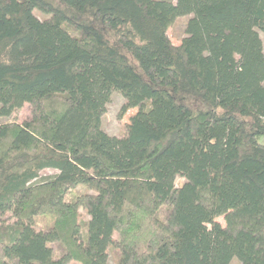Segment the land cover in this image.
<instances>
[{
    "label": "trees",
    "instance_id": "1",
    "mask_svg": "<svg viewBox=\"0 0 264 264\" xmlns=\"http://www.w3.org/2000/svg\"><path fill=\"white\" fill-rule=\"evenodd\" d=\"M25 103L0 122V264H264V0H0V117Z\"/></svg>",
    "mask_w": 264,
    "mask_h": 264
},
{
    "label": "rangeland",
    "instance_id": "2",
    "mask_svg": "<svg viewBox=\"0 0 264 264\" xmlns=\"http://www.w3.org/2000/svg\"><path fill=\"white\" fill-rule=\"evenodd\" d=\"M39 14L41 12L38 11ZM188 20V16L179 17L168 30V34L171 37L172 41L175 44L181 42L182 38L186 34V22ZM180 100L191 105L196 111H201L205 108L204 102L198 97H180ZM126 98L125 96L119 92L114 91L111 95V100L107 103L106 111L103 114L102 118V126L103 128L112 135H120L124 131V126L127 122H129L131 115H133L137 111V107H132L125 109ZM31 104L25 103L23 106L17 108L10 116L0 117V122L5 121H15L22 122L24 119L28 118L31 115ZM57 170L55 169H45L41 172V175L46 176L52 173H55ZM177 181H180V177L177 178ZM78 191H86L87 189L84 186H79L77 188ZM81 218L83 220L89 219V215L85 211L84 208L80 209ZM50 217V216H49ZM48 216L38 218V224H43L49 220ZM41 225H37L36 228H39ZM109 253V262L111 264L117 263V253L113 251L110 247L108 250ZM235 264V261H233Z\"/></svg>",
    "mask_w": 264,
    "mask_h": 264
}]
</instances>
